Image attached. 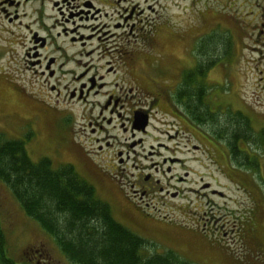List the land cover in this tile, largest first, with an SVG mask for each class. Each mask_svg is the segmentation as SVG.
I'll return each instance as SVG.
<instances>
[{
	"label": "flooded vegetation",
	"instance_id": "af4514ba",
	"mask_svg": "<svg viewBox=\"0 0 264 264\" xmlns=\"http://www.w3.org/2000/svg\"><path fill=\"white\" fill-rule=\"evenodd\" d=\"M168 4L183 15L176 0H0V12L27 40L23 69L47 76L49 84L54 80L51 89L59 96L64 88L66 103L80 106L88 120L87 162H95L101 184L115 193L102 198L113 219L150 247L195 241L219 247L232 228L217 222L229 211L218 208L220 219L209 221L182 203L195 195L207 203L224 198L210 182L214 146L199 143L182 126L189 97L183 96L184 75L196 68L185 70L181 57L173 62L161 50H147L156 33L176 35L163 18ZM138 65L142 69L135 71ZM223 152L226 169L230 152ZM199 220L205 221L201 232L183 227Z\"/></svg>",
	"mask_w": 264,
	"mask_h": 264
},
{
	"label": "rangeland",
	"instance_id": "374dc122",
	"mask_svg": "<svg viewBox=\"0 0 264 264\" xmlns=\"http://www.w3.org/2000/svg\"><path fill=\"white\" fill-rule=\"evenodd\" d=\"M176 3L183 15L168 4L163 16L169 19L176 35L169 36L163 30L156 33L147 50H161L173 62L176 56L181 57L185 70L201 69L203 76L197 74V80L208 90L205 102L220 121L236 117L237 112L245 116L252 137L248 142L239 141L238 147L247 154L251 169L238 166L230 153V169H224L223 151L227 156L230 152L225 141L213 135L209 124L193 126L198 131L194 130L188 118L183 129L199 143L207 141V146L215 148L217 163L209 168L210 182L224 198L214 196L208 204V199H197L195 195L190 203H182L193 213L204 212L209 221L220 219L221 213L216 209L225 214L228 210L229 214L217 223L224 222L225 230L229 232L232 228V232L219 247L201 248L195 241L194 245H167L156 251L173 250L195 264H264V141L259 135L264 132V0H176ZM6 22L0 12V134L5 139H23L33 160L48 158L56 168L71 163L106 203L103 199L115 193L101 184V169L95 162L92 159L87 162L86 152L91 147L85 142L84 129L88 120L82 118L80 106L69 107L64 88H60L59 96L51 89L54 80L49 79V84L47 76L38 72L35 76L23 69L21 56L27 40L16 24ZM168 28L164 29L169 31ZM155 59L162 61L160 57ZM140 68L138 65L135 71ZM69 113H72L70 120L65 115ZM253 156L258 165L254 159L250 162ZM220 171L225 177L220 176ZM203 222H187L183 227L201 232ZM210 227L206 225V231ZM0 244V264L3 258L14 264H73L54 239L24 213L1 181Z\"/></svg>",
	"mask_w": 264,
	"mask_h": 264
},
{
	"label": "trees",
	"instance_id": "16d2710c",
	"mask_svg": "<svg viewBox=\"0 0 264 264\" xmlns=\"http://www.w3.org/2000/svg\"><path fill=\"white\" fill-rule=\"evenodd\" d=\"M197 74L202 77V70L184 75L183 96L189 97L183 106L188 118L198 125L209 124L213 135L225 141L237 165L251 169L247 154L238 147L239 141L252 137L248 120L237 112L236 117L220 121L205 102L208 90ZM259 135L264 141V132ZM0 181L73 264H195L173 250L157 252L150 247L113 219L109 206L72 166L56 168L45 157L33 160L23 139H5L0 134ZM1 264L14 263L3 258Z\"/></svg>",
	"mask_w": 264,
	"mask_h": 264
}]
</instances>
